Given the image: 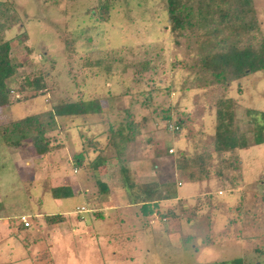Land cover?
<instances>
[{"label": "rangeland", "instance_id": "obj_1", "mask_svg": "<svg viewBox=\"0 0 264 264\" xmlns=\"http://www.w3.org/2000/svg\"><path fill=\"white\" fill-rule=\"evenodd\" d=\"M103 2L0 0L6 17L1 19L0 37L9 42V58L16 66L14 75L6 81L8 105L0 108V148L18 140V135L12 133L15 120L48 110L59 102L98 98L106 120L100 122L95 116L55 118L56 127L44 134L54 155L44 162L51 161L60 170L68 162L64 171L79 184L80 194L61 199L54 210L57 212H53L65 213L67 226L73 225L76 231L52 232L47 238L37 229L34 250L29 246L30 253L37 252L35 264H207L233 258H242L244 264H264V143L251 144V123L245 113H264V70L231 83L226 90L210 85L211 76L195 66L204 53L199 46L204 29L186 32L174 43L168 32L165 0H110L106 19L94 12ZM252 5L264 38V0H252ZM253 41L245 39L241 45ZM223 97L234 100L235 126L246 133L250 142L247 149L232 156L238 160L240 172L226 173L227 183L215 180L209 185H191L184 175H177L182 184L174 189L181 195L188 190L195 195L202 190L209 193L204 216L190 225L180 223L179 229L169 231L168 239L157 216L160 225L154 234L147 231L139 238L140 247L135 253L116 251L113 241L107 240L115 231L110 220L92 216L91 212L98 209L100 194L88 167L97 155L106 156L110 180L122 183L108 125L113 131L131 115L135 132L123 144V166L130 171L141 161L151 170L144 179L154 181L153 164L157 163L158 152L172 158L158 161L164 163L158 171L163 179L170 176L171 164L181 153L189 158L209 155L205 172L211 177L219 159L213 151L214 112L216 102ZM165 109L169 110L170 121L177 120L178 114L182 118L179 132L166 130L161 118ZM21 142L31 147L28 139ZM168 148L171 153H166ZM3 155L0 150V164L9 175V200L5 204L10 207V219L29 214L32 223V204L23 190H14L18 184L14 182L13 162ZM77 156H81L84 168L75 165ZM189 170L198 173L193 167ZM43 206L47 211L53 209L50 199ZM79 206L88 212L81 222L74 212ZM190 206L198 207L195 202ZM89 230L94 232L92 237ZM191 235L195 237L188 238ZM209 240L213 244L205 243ZM4 242L10 249L1 247L0 262L8 259L11 264H28L26 252L15 238L8 235ZM46 242L51 243V250H46ZM112 253H119L122 259L113 258Z\"/></svg>", "mask_w": 264, "mask_h": 264}, {"label": "trees", "instance_id": "obj_2", "mask_svg": "<svg viewBox=\"0 0 264 264\" xmlns=\"http://www.w3.org/2000/svg\"><path fill=\"white\" fill-rule=\"evenodd\" d=\"M109 7L110 0H104L94 12L99 14L98 17L106 19ZM165 7L168 32L173 35L174 43H176V38L184 36L186 32L193 33L195 30L204 29L201 34L204 39L199 42L204 53L197 58L195 66L211 76L210 85L215 84L226 90L231 83L243 79L249 74L264 70V38L261 36L255 17L252 0H165ZM1 19L5 20L6 17L4 11L0 9V29L3 28ZM245 39L254 40V43L241 45ZM9 50V42L0 37V108L8 105L9 88L6 81L14 75L16 67L10 61ZM34 84H37V80ZM233 105L232 98L223 97L216 102L214 112L216 124L213 135V151L219 159L214 166L215 169L212 167L214 171L211 172V177L216 181H224L223 183H227L225 181L228 179L226 173L240 172L238 160L232 157L235 155L234 153L247 149L250 142L253 145L264 143V113L253 110L245 111L251 123L249 132L251 141L249 142L246 133L239 131L235 126ZM102 114L98 98L59 102L48 110L15 120L12 123V133L18 135V140L15 142L28 139L33 151L37 155H43L53 149L44 138V134L56 127L55 118L95 116L100 122H104L106 120ZM161 118L166 123L165 128L168 124H173L177 128L172 133L180 131L182 118L179 117V114L177 120L170 121L169 110L165 109ZM132 123L135 122L131 115H127L117 129L112 131L110 125L107 129L110 133L109 142L114 152L113 158L119 166L121 182L132 197V201L142 203L140 209L144 208L142 215L146 216L151 215L156 209V202L151 204L149 202L164 196L156 182H133L130 171L123 166L125 164L122 159L123 144L131 140L135 132ZM123 131H126L125 134ZM222 154H228V156H221ZM80 157L75 158L77 167H82ZM209 159L210 156L207 154L196 155L193 158L178 154L174 159L176 174L179 177L184 175L185 179L189 181L200 179L201 175L208 173V171L205 172V169H209L206 167ZM106 165L107 158L101 154L88 164L99 194H104L107 191L106 184L99 179V174L107 167ZM191 167L197 170L196 175L189 172ZM205 177H208V174ZM50 194L53 198H67L72 193L69 188L59 186L52 188ZM146 207L152 208L145 211ZM45 220L55 223L61 221L62 217L60 215L47 216ZM207 264H244V262L241 258H233Z\"/></svg>", "mask_w": 264, "mask_h": 264}, {"label": "crops", "instance_id": "obj_3", "mask_svg": "<svg viewBox=\"0 0 264 264\" xmlns=\"http://www.w3.org/2000/svg\"><path fill=\"white\" fill-rule=\"evenodd\" d=\"M2 135H4V132ZM170 149L171 148H168V150ZM0 150L4 151L6 158H11V161L13 162L12 166L16 173L14 182L18 184V186L14 187V190H23L22 192L25 193V199L31 202L33 210L30 215L33 220L32 223L28 221L29 214L20 215L25 217L28 227H23L19 222L18 217L10 219V215L12 213L10 211V207H8L9 205L5 204V201L9 200V190L6 186V181L8 180L9 175L5 171L6 168H3V163L0 164V250H2V246H7V248L10 249L9 245L4 241L7 239L8 235H11L12 238L16 239L18 247H20L24 253L26 252V256L28 258L26 263L35 264L36 262L34 261V257L37 252L30 253L29 246L31 245L34 250V243L37 240V237L34 235L38 233L37 229L38 231H44L47 238H49V235L52 232H61L65 234V232L68 233L76 231L73 225L67 226L65 222V213H53L57 212L54 210L59 208V201L65 198H53L50 194V190L59 186L67 187L71 190L72 196L76 192L80 194L78 192L80 190V186H78L79 184L74 179L71 180L74 178L73 176H70L69 178L68 173H65V164H68V162H64L65 164L61 170L53 166L51 161L46 163L44 162V159H51L54 156L52 151L53 149L46 154L37 155L33 151L32 147L22 146V142L20 140L18 142H11L10 146L9 144H5L3 148H0ZM168 150L166 153H168ZM180 155H182V153ZM165 158H171V156L165 154L164 152L162 154L158 152V159L155 161L157 163L153 164L154 170L152 169L155 176L154 181L144 179L149 176L151 170L141 161L139 162L140 166H132L130 168L131 177H135V180H132L133 182L136 183L138 179H140V183L156 182L159 185L162 195L164 196L161 199L149 202V204L156 202V209H154L151 215H142V212H144V208L140 209L142 203H134L132 201V197L128 194L122 183L119 184L116 181L112 182L106 167L101 174H99V179L101 182L106 184L107 191L104 194L98 195L96 203L98 209L93 210L94 212H90L97 220L103 221L105 218L110 220L115 231L114 233L108 235L110 237H108L107 240L113 241V244H115L114 249L116 251H131L135 253V251L138 250L137 247H140L138 246L140 241L139 238H142V235L147 231L154 234L156 231L155 228L160 225L161 222L157 219V216L160 217V220L162 221L161 224L163 229H161V231L167 237L170 230L179 229L180 223L190 225L204 216L205 213L203 212L207 211V209H204V205L209 199L208 192L202 190L200 191L201 193H196L195 195L194 191L188 190L181 195L174 189L175 185L180 186L182 182L176 178L177 174L173 160L171 164L172 168L170 169V176L164 179L163 177L161 178L159 170L160 168L162 170L164 163H158V161L162 162ZM132 163L134 164L135 162ZM84 167L85 165H82V167L78 168ZM75 169L76 168H73L72 172H75ZM186 181L191 185H196L199 182L209 185L211 182L215 181V179L212 177H204L193 181ZM217 195H220V192H217ZM47 199H50L51 201V205L53 207L51 211H47L48 209L44 210L43 208V203L47 201ZM192 202L197 203V206L200 205L201 202L203 203L196 209H192L191 207L193 206H190ZM80 208H83V211L77 212ZM151 208L152 207H146L145 211H149ZM74 212L80 222L85 219L84 216L88 213L82 206L75 207ZM53 215H60L62 220L55 223L47 222L45 220V217ZM10 220H13V222H9ZM88 234L92 237L94 232L92 233V231L89 230ZM174 235L178 236L176 233H174ZM194 237L195 235L188 236V238ZM205 243L213 244L211 240L207 242L205 241ZM45 244L46 250H51V243L46 242ZM111 256L116 259H122L119 253H112ZM128 256L126 255L125 258H128ZM130 256L131 258L133 257V255ZM0 264H11V261L6 259L3 260V262H0ZM49 264H52V261H50Z\"/></svg>", "mask_w": 264, "mask_h": 264}, {"label": "built area", "instance_id": "obj_4", "mask_svg": "<svg viewBox=\"0 0 264 264\" xmlns=\"http://www.w3.org/2000/svg\"><path fill=\"white\" fill-rule=\"evenodd\" d=\"M166 130L170 133L174 132L177 130V128L173 125V124H168L166 127ZM172 150H168V153H171ZM83 211V208H80L77 212ZM19 222L22 224L23 227H28V223L25 221V217L24 216H20L18 218Z\"/></svg>", "mask_w": 264, "mask_h": 264}]
</instances>
